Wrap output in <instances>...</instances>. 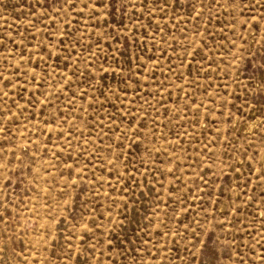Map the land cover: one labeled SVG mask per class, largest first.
Listing matches in <instances>:
<instances>
[{"label":"rangeland","instance_id":"374dc122","mask_svg":"<svg viewBox=\"0 0 264 264\" xmlns=\"http://www.w3.org/2000/svg\"><path fill=\"white\" fill-rule=\"evenodd\" d=\"M0 264H264V0H0Z\"/></svg>","mask_w":264,"mask_h":264},{"label":"snow or ice","instance_id":"6c2138e0","mask_svg":"<svg viewBox=\"0 0 264 264\" xmlns=\"http://www.w3.org/2000/svg\"><path fill=\"white\" fill-rule=\"evenodd\" d=\"M112 3H115V0H112ZM85 7H87V5H85Z\"/></svg>","mask_w":264,"mask_h":264}]
</instances>
